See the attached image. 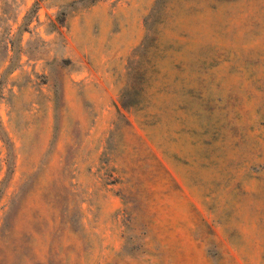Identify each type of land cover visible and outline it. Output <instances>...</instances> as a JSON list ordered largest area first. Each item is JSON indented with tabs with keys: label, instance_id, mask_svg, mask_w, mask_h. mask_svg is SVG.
I'll list each match as a JSON object with an SVG mask.
<instances>
[{
	"label": "rangeland",
	"instance_id": "1",
	"mask_svg": "<svg viewBox=\"0 0 264 264\" xmlns=\"http://www.w3.org/2000/svg\"><path fill=\"white\" fill-rule=\"evenodd\" d=\"M0 264H264V0H0Z\"/></svg>",
	"mask_w": 264,
	"mask_h": 264
}]
</instances>
